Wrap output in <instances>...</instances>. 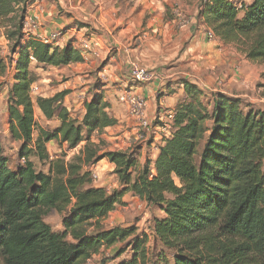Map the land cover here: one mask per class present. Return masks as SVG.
Instances as JSON below:
<instances>
[{
  "label": "trees",
  "instance_id": "16d2710c",
  "mask_svg": "<svg viewBox=\"0 0 264 264\" xmlns=\"http://www.w3.org/2000/svg\"><path fill=\"white\" fill-rule=\"evenodd\" d=\"M34 3L0 0V28L11 56H0V77L11 70L7 113L23 162L11 170L0 142V264H85L100 248L130 238L131 258L117 264H145L144 235L134 227L102 226L128 194L163 214L153 219L151 234L175 251L173 264H264V110L222 93L205 102L201 90L183 81L186 98L175 107L170 137L154 162L138 170L137 148L102 153L91 140L117 124L98 91L99 80L80 121L62 106L68 91L33 100L36 69L83 63L72 42L59 48L25 36ZM196 18L215 40L235 46L250 62L264 63V0H201ZM34 107L58 122L36 138ZM53 141L68 151L84 145L66 162L51 159L47 145ZM30 158L45 163L47 173L36 171ZM102 160L115 166L118 188L110 193L92 186L89 168ZM51 212L61 216L62 231L44 222ZM126 250L119 248L115 259Z\"/></svg>",
  "mask_w": 264,
  "mask_h": 264
},
{
  "label": "crops",
  "instance_id": "0c3cea01",
  "mask_svg": "<svg viewBox=\"0 0 264 264\" xmlns=\"http://www.w3.org/2000/svg\"><path fill=\"white\" fill-rule=\"evenodd\" d=\"M176 5L177 3L173 0H35L32 8L27 11L26 19L32 18L36 23L30 31V37L42 42L41 39L54 32L61 33L54 47L63 48L69 42L74 43V37L81 38L83 34L89 32L96 35L99 51L102 54L101 59L94 61L92 54H81L83 58L81 64L59 68L49 67L45 70L36 69L38 73L41 72V79L37 84H46L45 87H48L50 80L43 78L45 75L51 74L60 79L63 76L68 77L69 80L65 86L60 85L59 87L70 91L63 100V107L70 117L80 121L85 113V103L89 98L87 91L89 83L83 80L82 72L87 68H94L100 61L101 70L109 73V77L101 74L102 72L99 73V76L106 78L108 84L102 83V88L98 91L109 105L108 114L117 121L115 126L106 128L101 133V138L110 141L113 148H118L117 150L110 148L109 151H131L128 150L130 148L128 143L134 140L137 129L127 109L118 102L117 104L114 102L113 97H117L119 89L131 86L141 94L147 101L146 113L152 121L159 109L166 108L174 111L177 103L186 98L181 84L183 81L195 85L203 92L201 86L189 80L188 74L197 75L198 81L208 82L210 80V77H207L209 69H214L215 64L219 65L220 60L218 62L215 60L225 55L226 45L218 40L209 41L206 38L209 29L197 21V8L191 10V16L190 13H185L189 16L188 20L184 27H179L172 14V8ZM139 33L142 35L138 36ZM136 36L137 39H135ZM8 45L3 29L0 28V55L6 54ZM73 47L76 48V44ZM130 60L137 61L139 65L148 70H154L155 80L142 86H132L128 78ZM4 82L5 77H0V84ZM211 92L234 97L226 91L213 90ZM203 95L206 96L205 91ZM6 96L0 94V105L5 101ZM41 97L50 98L47 95H41ZM235 97L243 98L241 95ZM120 107L125 112H122ZM77 113L80 114L78 117ZM0 115L2 116L0 122L2 130L7 133L10 129L7 107L0 111ZM65 146L63 144L56 147L53 142H50L47 150L51 159V147L53 151L61 152ZM158 146H160L159 143L151 141L138 146L136 150L138 170L147 161L154 162L158 155ZM69 156L70 154H67L66 159ZM105 162L108 161L102 160L92 167L99 168ZM107 166L114 171L113 164L108 162ZM113 176L116 177L115 174ZM108 183L109 180L105 178L104 184ZM128 200L144 202L131 194L122 199L123 203ZM161 215L160 218L163 217L162 213Z\"/></svg>",
  "mask_w": 264,
  "mask_h": 264
},
{
  "label": "rangeland",
  "instance_id": "374dc122",
  "mask_svg": "<svg viewBox=\"0 0 264 264\" xmlns=\"http://www.w3.org/2000/svg\"><path fill=\"white\" fill-rule=\"evenodd\" d=\"M177 3V8L182 12L184 16V22H187L188 17L185 13H190L191 10L198 7L201 0H173ZM247 3H251L252 0H245ZM193 13V12H192ZM191 16V13H190ZM175 21V20H174ZM142 33H139L138 36H141ZM137 39V36L135 37ZM59 40V39H58ZM112 49L110 50V52ZM1 57L10 58L9 55V45L6 51V54L0 55ZM94 61L102 58V54L100 52V57H92ZM225 58V59H224ZM244 56L237 50L235 46L226 45L225 55H223L220 59L215 60L218 62L220 60L219 65L214 66V69H209L208 75L210 80L208 82L198 81L197 75L188 74L190 77V81L197 83L202 87L203 92L205 91L206 96L202 97L203 101H208V96L210 94H214L215 92H211L213 90L218 91H226V93L235 96L241 95L242 99L245 103L254 106L255 108H260L264 110V78L262 74L264 73V63L260 62H245ZM214 61V59H211ZM137 62V61H136ZM100 61L96 64V66L92 69L87 68L82 72L83 80L87 83V91L90 92L93 88L96 80H99V83L108 84L105 80V77L99 76V73L106 75L109 77V73H104L101 70ZM154 71V70H152ZM39 75L41 74L38 73ZM194 77V78H191ZM43 78H48L50 81L48 82V87H45L44 84H35L36 93L32 95L33 100L35 101L36 97H41V95H47L51 97L57 93L62 91H68L64 87H60V85H64L69 80L68 77L63 76L61 79L54 75H45ZM41 76H39V80ZM109 80V79H108ZM12 83V72L9 69L7 75L5 76V82L0 84V94H5L8 92V89ZM105 84V85H106ZM205 85V87H204ZM209 85V86H208ZM207 86V88H206ZM60 89V90H59ZM7 90V92H6ZM70 92V91H68ZM109 95V94H108ZM114 102L117 104V97H113ZM208 99V100H207ZM119 104V103H118ZM63 106V103H62ZM122 106V105H121ZM7 107V99L1 102L0 111ZM122 112H125L122 107ZM34 115L36 120V126L34 131V137L36 138L39 130L52 132L56 125H58L57 120L54 118L50 121H47L40 111H38L37 107H34ZM80 114L77 113V117ZM2 120V116L0 115V122ZM2 124L0 123V142L3 148V154L9 160V168L11 170L15 169L18 165H21L23 162L19 161L17 158V153L19 147L21 145L20 141L15 140L11 136V130L9 132H3ZM101 133L95 132L92 135V142L98 145L100 151L102 153L108 152L110 148L117 150L118 148L112 146V143L104 138H101ZM130 148L128 150H134V148H138L139 145L135 140L129 141ZM53 145L58 147V142L53 141ZM84 143H82L79 147L73 150H67L66 146L64 150L61 152L53 151L51 147V156L52 159L55 157L63 158L65 157L66 162H70L74 157L79 156L80 149L83 147ZM50 148V147H49ZM120 149V148H119ZM127 149V148H123ZM128 152V151H127ZM70 154L69 158L66 159L67 154ZM50 155V154H49ZM30 161L35 166L36 171H42L47 173L48 167L45 163H39L37 159L30 158ZM141 162V161H140ZM145 164V163H144ZM142 164V167L144 166ZM108 162L100 165L99 168L92 169L93 172L97 175L96 179L92 178V186L100 189L106 190L108 193L116 190L118 188V180L117 177L113 176L114 171H111V168L108 166ZM85 171L87 170L84 168ZM90 171V170H89ZM107 178L109 180L108 184H104V180ZM161 213L156 209L146 205L145 202L138 201H127L124 206H116L115 210L111 212L108 217H106L102 221V226L104 229H111L113 227L120 228H136V235H144L147 239V243L145 246V264H173V255L175 254L174 250H167L163 248L159 243L155 242L153 236L151 234V226L154 218H160ZM44 222L49 225L52 231L60 232L62 231L61 226V216L56 212H51L44 218ZM89 232H92V229H89ZM131 241V238L126 240L124 243L117 244L110 249L102 247L96 252L92 254L90 264H117L121 260H128L131 258V249L126 248L128 243ZM119 248L127 249L124 254H122L118 259H115L117 255V251Z\"/></svg>",
  "mask_w": 264,
  "mask_h": 264
},
{
  "label": "built area",
  "instance_id": "2783aa9c",
  "mask_svg": "<svg viewBox=\"0 0 264 264\" xmlns=\"http://www.w3.org/2000/svg\"><path fill=\"white\" fill-rule=\"evenodd\" d=\"M172 14L179 27H184L186 22H184V16L177 6L172 8ZM35 25L36 23L32 18L25 20L23 28L25 36L30 35V31L35 27ZM60 36L61 33L54 32L50 36L41 40L44 44L54 46L58 42ZM206 38L209 41L215 39L211 30L206 33ZM73 44H76V49L79 50L81 54H92V56L96 58L100 57L99 43L96 35L92 32L83 34L81 38L74 37V43H72V45ZM128 69V78L132 83V86H142L153 82L156 78L155 71L142 67L134 60H130L128 62ZM36 89L35 85L31 87V96L35 95ZM117 102L127 109L129 117L136 125L137 129L134 135V140L137 144H144L151 141L152 143L157 142L161 146L162 142L170 137L174 123L175 111L161 108L157 111L154 119L152 121L149 120L146 113V99L131 86H126L117 91ZM160 146H158V149ZM92 169L96 170V168L91 167L89 169L91 177L96 179L97 175L92 171ZM91 258L87 259L85 264H90Z\"/></svg>",
  "mask_w": 264,
  "mask_h": 264
}]
</instances>
